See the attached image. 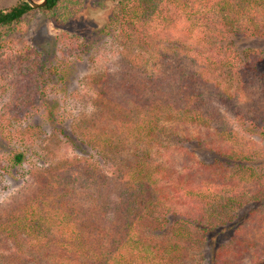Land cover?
<instances>
[{
	"label": "trees",
	"instance_id": "1",
	"mask_svg": "<svg viewBox=\"0 0 264 264\" xmlns=\"http://www.w3.org/2000/svg\"><path fill=\"white\" fill-rule=\"evenodd\" d=\"M83 6L84 0H48L35 9L18 0L0 8V89L13 76L25 80L24 101L13 119L45 112L53 123L51 104L70 83L74 65L47 58L28 31L44 15L71 51L78 47L77 61L83 62L94 48L91 35L98 33L68 30ZM159 18L165 23L141 29ZM169 25L165 35L172 39L176 33L177 40L159 60L166 61L165 71L152 65L147 48L137 53L135 47ZM112 29L132 44L116 71L94 79L95 110L69 142L102 157L78 156L45 168L38 190L0 223V245H12L6 264H186L190 249L204 242L224 214L248 197L264 204V173L250 167L255 154L239 146L219 105H237L219 78L231 81L232 74L254 71L263 59L256 51L239 52L233 40L239 34L264 37V0H121L105 31ZM258 119L264 122V115ZM258 119L250 117L248 127H263ZM172 127L174 136L181 135L176 144L164 142ZM24 130L23 141L41 133L31 124ZM204 140L208 150L237 163L198 160L187 144ZM17 153L14 166L25 164L27 152ZM263 210L251 214L264 219ZM211 264H264V241L240 236L235 246L213 249Z\"/></svg>",
	"mask_w": 264,
	"mask_h": 264
},
{
	"label": "rangeland",
	"instance_id": "2",
	"mask_svg": "<svg viewBox=\"0 0 264 264\" xmlns=\"http://www.w3.org/2000/svg\"><path fill=\"white\" fill-rule=\"evenodd\" d=\"M17 1L0 0V8L11 7ZM120 1L84 0V9L77 14L74 27H68V30L74 35H90L96 30L98 31V33L91 35L94 39L92 40L94 48L90 50V54L84 58L83 62L77 61L79 59V56H77L79 55L78 47L71 51V44L65 45L68 41H64L59 36L60 30L55 27L53 22H50L42 14L37 15L32 21L28 38L36 44L47 58H66L72 66L74 65V68L70 72V83L66 82L65 90L61 91L56 96L55 102L51 104L53 107L49 111L53 114V123L47 119L48 115L45 112L30 117L23 114L18 119H13L12 113L18 111V103L24 101L22 93L25 92V80L13 76L9 81L2 83L5 90L0 89V223L10 214L13 208L22 204L25 198L31 197L38 190V182L42 178L41 173L47 166H55L66 160L73 161L78 156H93L94 159L102 157V155L90 150L87 146H80L79 144V148H76L69 142L70 138L73 140L78 138L79 126L86 119H89V116L95 110L97 88L94 79L100 73H104L105 70L116 71L119 67L117 64L118 59L126 53L129 44H132L123 33L118 37V32L113 31V29L109 33L106 32L107 30L105 31L106 26L111 22L113 9ZM71 23L73 24V22ZM163 23L165 22L159 18L153 24L139 26V28L147 29L153 26L156 28L157 25ZM170 29V25L168 31L163 30V26H160V31L163 30L161 34L156 32L153 34L155 37L153 36V38L147 40L149 44L146 45L147 41L142 40L139 46L135 47L137 53L142 52L140 46L147 48L145 49L147 53L145 56L150 59L152 65L156 62L165 71L167 70V67H165L166 61L159 62V60L163 54L173 50V45L177 40L176 33L172 39H169V34L165 35V32L169 33ZM195 34L198 33L195 31ZM133 36L138 40L137 34H133ZM233 45L243 54L247 53L248 50L259 52L263 59L254 71L250 70L246 73L242 70L243 73L239 71L232 74L233 80L231 81L219 78L224 92L232 96L234 102H237V105L228 106L220 102L219 105L239 137L241 142L239 146H250L252 152H254L255 162L250 164V167L252 166L256 170L259 169L260 173H264V125L261 128L256 127V129L248 127L250 117L258 119L260 115H264V37H246L244 34H239L233 40ZM150 72L153 73L155 70ZM59 75L63 76L62 74ZM59 75L56 77L57 79L60 78ZM61 87L62 85L58 90ZM258 122L264 124L259 119ZM30 124L38 126L41 133L40 135L29 134L28 138L31 136H34V138L31 140L27 138L23 141L22 135L26 132L24 128ZM167 126L171 127V123ZM173 127L175 128V124ZM173 127L172 130L167 131L170 136L164 141L165 143L176 144L175 139L180 138L179 132L177 137L173 135L176 133ZM23 142L24 146L28 147L19 148ZM164 142L157 143L159 146H165ZM199 142L195 141L194 143L189 142V145L187 144L197 152L198 160L209 165L215 162H224V165H230L231 167L233 163H237L223 154L220 155L208 150L205 140L203 145ZM18 148L27 152L26 157L28 160L23 165L14 166L12 160L18 154ZM115 161L122 162L120 158L115 159ZM238 191L240 192V190ZM261 197L264 200V193ZM245 202L242 207L230 210L217 220L214 225L215 228L210 229V232L204 235L206 238L204 242L194 245L190 249L185 258L186 264H211L213 249L221 245L235 246L236 239L240 236L264 241V219L254 217L251 214L252 211L260 212L263 210L264 204L262 201H256L250 197L245 199ZM262 212L261 216H264V210ZM258 218L261 219V222H257ZM0 246V256H3L2 258L5 261L1 257L0 260L6 264L10 257L12 245L1 243Z\"/></svg>",
	"mask_w": 264,
	"mask_h": 264
},
{
	"label": "water",
	"instance_id": "3",
	"mask_svg": "<svg viewBox=\"0 0 264 264\" xmlns=\"http://www.w3.org/2000/svg\"><path fill=\"white\" fill-rule=\"evenodd\" d=\"M31 8L39 9L47 5L48 0L36 1V0H25Z\"/></svg>",
	"mask_w": 264,
	"mask_h": 264
}]
</instances>
